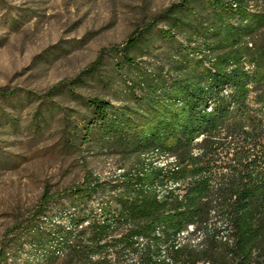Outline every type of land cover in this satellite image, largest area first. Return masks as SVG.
Returning <instances> with one entry per match:
<instances>
[{
  "label": "trees",
  "instance_id": "1",
  "mask_svg": "<svg viewBox=\"0 0 264 264\" xmlns=\"http://www.w3.org/2000/svg\"><path fill=\"white\" fill-rule=\"evenodd\" d=\"M151 22L110 49L123 85L86 98L74 134L132 163L45 188L0 264L25 243V264H264V0H178ZM62 197L68 224L44 228ZM189 227L197 242L179 240Z\"/></svg>",
  "mask_w": 264,
  "mask_h": 264
},
{
  "label": "rangeland",
  "instance_id": "2",
  "mask_svg": "<svg viewBox=\"0 0 264 264\" xmlns=\"http://www.w3.org/2000/svg\"><path fill=\"white\" fill-rule=\"evenodd\" d=\"M177 1L0 0V89L16 92L9 100L0 97V247L13 233L23 238L45 188L62 194L82 180L85 169L114 182L120 167L132 163L89 143L78 146L75 128L86 98L111 99L123 85L120 74L126 70L118 72V56L110 49ZM68 138L76 146H67ZM168 161L154 159L161 166ZM66 198L49 206L44 228L68 224ZM199 238L190 227L179 236ZM31 251L25 243L9 264H25Z\"/></svg>",
  "mask_w": 264,
  "mask_h": 264
}]
</instances>
